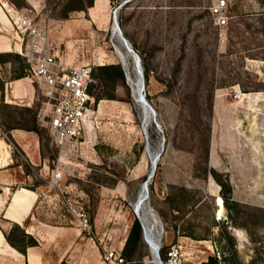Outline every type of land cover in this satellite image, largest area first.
<instances>
[{
	"label": "rangeland",
	"instance_id": "1",
	"mask_svg": "<svg viewBox=\"0 0 264 264\" xmlns=\"http://www.w3.org/2000/svg\"><path fill=\"white\" fill-rule=\"evenodd\" d=\"M2 1L43 27L52 49L73 65L120 64L119 55L128 61L131 81L125 77L113 89L93 82L91 91L114 98L93 100L79 146L59 165L58 186L49 182L55 147L38 119L37 101H0V128L35 124L48 158L44 178L32 172L25 182L43 185L35 211L48 224H75L92 245V264H102L101 248L125 239L135 217L132 203L151 168L146 114L132 93L135 70L113 31L112 11L121 0H93L83 10L69 9L76 0ZM208 2L130 0L116 10L123 36L139 53L143 92L160 125L147 114L149 148L159 151L147 195L162 226L158 254L163 241L180 234L193 239L182 245L181 264H202L208 256L215 260L207 264H264V0H228L222 27L203 8ZM10 52L0 63V87L16 67L26 76L25 60ZM210 168L238 203L229 213L234 223ZM78 209L88 225L74 214ZM123 257L129 264H153L142 234Z\"/></svg>",
	"mask_w": 264,
	"mask_h": 264
},
{
	"label": "crops",
	"instance_id": "2",
	"mask_svg": "<svg viewBox=\"0 0 264 264\" xmlns=\"http://www.w3.org/2000/svg\"><path fill=\"white\" fill-rule=\"evenodd\" d=\"M20 15L22 13L17 8L0 0V52H18L21 48L16 29ZM64 59L73 65L66 57ZM33 83L26 76L5 80L2 101L25 106L37 101L39 106ZM47 160L34 131L19 127L0 128V264H92L89 248L93 254L94 250L80 228L75 224H48L35 211L38 191L43 189V185L37 184L30 188L25 182L32 178V172L44 178L48 172ZM13 224L31 235L36 244L26 246L24 252L10 245L4 234ZM187 240L193 239L178 234L175 241L165 240L163 243H177L181 257L182 245ZM123 241L124 238L117 246L122 247Z\"/></svg>",
	"mask_w": 264,
	"mask_h": 264
},
{
	"label": "built area",
	"instance_id": "3",
	"mask_svg": "<svg viewBox=\"0 0 264 264\" xmlns=\"http://www.w3.org/2000/svg\"><path fill=\"white\" fill-rule=\"evenodd\" d=\"M203 8L216 27L226 25L228 0H209ZM16 29L21 42L17 53L27 64L26 77L37 86V116L45 124L55 147L53 179L49 182L58 186L59 165L79 146V137L92 112L94 99L87 90L91 66L68 64L57 50L52 49L43 27L28 16L22 14L18 17ZM74 214L82 225H88L84 211L78 209ZM161 250V255L158 254L161 264H181L177 243H162ZM99 256L102 264H129L121 254V247L103 246Z\"/></svg>",
	"mask_w": 264,
	"mask_h": 264
},
{
	"label": "trees",
	"instance_id": "4",
	"mask_svg": "<svg viewBox=\"0 0 264 264\" xmlns=\"http://www.w3.org/2000/svg\"><path fill=\"white\" fill-rule=\"evenodd\" d=\"M92 1L93 0H76V5L70 6L69 9L71 10H83L86 7H89L92 5ZM110 2H112L113 0H109ZM130 0L124 2L118 9L119 11L124 10V8L126 7V4L129 2ZM119 3V2H118ZM121 16L118 15V20ZM118 25L121 29V24L118 22ZM122 34H123V30ZM124 35V34H123ZM132 48L136 51V48L134 47L133 44H131ZM12 55L11 52H0V63L4 62V61H8V56ZM15 57H18V55L13 54ZM139 55V53H138ZM12 73H14L11 77V79H15V78H19L25 75V72L23 70L22 66L16 67V69H12L11 70ZM124 75L125 72L123 71V69L121 68L119 63H107V64H102V65H97L95 67H91L90 70V78L91 81L88 85V93L93 97L94 100H98L101 98H114V95L112 92H107L106 90H100L96 93H94L93 91H91V87L93 86V82L96 81V83L98 85L101 86V88H103L104 83H109L113 89L115 83L118 81L120 83L124 82ZM0 101L2 102V83H1V87H0ZM26 111H30V108H26ZM11 127H19V128H23V129H27V130H32L35 133H37V129H36V125L32 124V125H23V126H11ZM10 127H6V129H8ZM40 140V139H39ZM41 145V143H40ZM55 155H53V159H54ZM209 173L211 175V177L216 181V183L219 185V198L222 202V205L224 206V208L227 211V219L230 220V222L232 221V218L229 213L234 210V207H236L238 205V203L232 199H230L229 197V193H230V186L228 183L224 182L222 179H220L218 173L213 170L212 168L209 169ZM133 212V211H132ZM134 214V213H133ZM232 223V224H233ZM141 235V229L139 226L138 221L136 220V218H132L131 224L128 228L126 237L124 239V243L122 246V255L128 257L129 253H131V251L134 249V246L136 244V242L138 241V239L140 238ZM4 237L6 239V241L12 245L13 247H15L16 249H18L20 252H24V249L26 246H31L36 244L35 239L29 235L26 234L23 229L21 227H19L16 224H13L11 226V228L9 229V231L7 233L4 234ZM129 249V250H128ZM162 252V250H161ZM214 257L212 256H208L206 262H202V264H207V262L210 261H214ZM59 264H65L64 262H60Z\"/></svg>",
	"mask_w": 264,
	"mask_h": 264
},
{
	"label": "bare ground",
	"instance_id": "5",
	"mask_svg": "<svg viewBox=\"0 0 264 264\" xmlns=\"http://www.w3.org/2000/svg\"><path fill=\"white\" fill-rule=\"evenodd\" d=\"M117 39H118V37H117ZM118 41H119V43L121 42L119 39H118ZM118 57H119V61L122 63L123 71L125 72V77L129 81L130 80V71H129V67H128V63H127L128 61H126L124 55H121V56L119 55ZM140 66H141V64H140ZM134 80H135V82L133 81L134 84H132V89L133 90L135 88L138 89L140 87V84L137 83V81L140 80V78H139V75L136 74V71H135V79ZM135 85H136V87H135ZM140 106L143 109V111L145 112L146 117H147V114H149V112L146 109H144V107H142L141 104H140ZM146 117L143 120L144 121L143 131H146V128H147V126H146V123H147L146 122L147 121L146 119L147 118ZM145 150H146V153L149 154V156L151 158V168H150V171L148 173V175H149L150 172H151V169H152V159L156 155H157V158H158L159 151L152 152L149 147L145 148ZM156 162H157V160H156ZM155 165H157V164L155 163ZM154 169H155V167H154ZM153 172H154V170H153ZM145 182H146V186H147V190H148V183H147V179H146L142 183V185H141V187L139 189V192H138V194L136 196V199L132 203V211L134 213V216L142 224L143 232H144L145 238L147 239V242L146 243L149 246L150 253L152 254V256H154V249H155V247L156 246L158 248L160 247L161 233H162V228L161 227L162 226L160 225V221L155 217L153 210L148 205L147 197L144 196L145 195V192H144V183ZM221 211H222V209H221Z\"/></svg>",
	"mask_w": 264,
	"mask_h": 264
},
{
	"label": "water",
	"instance_id": "6",
	"mask_svg": "<svg viewBox=\"0 0 264 264\" xmlns=\"http://www.w3.org/2000/svg\"><path fill=\"white\" fill-rule=\"evenodd\" d=\"M126 1H128V0H121L117 4V6H115L113 8V11H112L113 31H114V34L118 37V39L121 41L120 45H122V47L124 48L125 54L130 57L132 65H133V68L136 71V74H138L139 78H140V80L137 81V83L140 84V87L138 89L135 88L134 90H132V93L136 96L135 100H136V102L140 103L142 105V107H144V109H146L149 112L148 120L152 121L156 125V127L159 129L160 125H159V123L157 122V120L155 118V111L152 108V106L149 104L147 99L145 98V94L143 92V87H142L143 86L142 68L140 66L139 55L134 51V49L132 48L131 44L123 36L122 31H121V29H120V27L118 25V22H117L116 10ZM120 66L123 69L121 62H120ZM124 77H125V75H124ZM135 87H136V85H135ZM143 135H144V146H145V148H147V147H149V144H148V138H147L146 131H143ZM156 160H157V155L152 159V169H151L150 174L147 176V183H149V180L151 179V176L153 175V170H154V167H155ZM144 192H145L144 196L147 197L148 190H147L146 182L144 183ZM153 212H154L155 217L159 220V217H158L157 213L154 210H153ZM134 218H136V217H134ZM136 220L139 223L142 237H143L144 241L147 242V239L145 238V236L143 234L142 224L139 222V220L137 218H136ZM158 250H159V248L156 246L155 249H154V256H152V254L150 253L151 256L153 257V261H152L153 264H161L159 262V260H158Z\"/></svg>",
	"mask_w": 264,
	"mask_h": 264
}]
</instances>
